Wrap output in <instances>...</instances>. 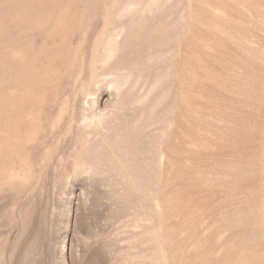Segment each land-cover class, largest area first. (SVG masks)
Returning a JSON list of instances; mask_svg holds the SVG:
<instances>
[{"label": "rangeland", "instance_id": "rangeland-1", "mask_svg": "<svg viewBox=\"0 0 264 264\" xmlns=\"http://www.w3.org/2000/svg\"><path fill=\"white\" fill-rule=\"evenodd\" d=\"M0 264H264V0H0Z\"/></svg>", "mask_w": 264, "mask_h": 264}]
</instances>
